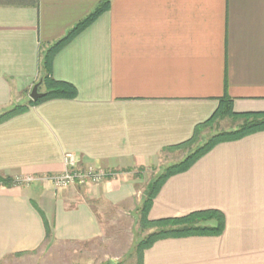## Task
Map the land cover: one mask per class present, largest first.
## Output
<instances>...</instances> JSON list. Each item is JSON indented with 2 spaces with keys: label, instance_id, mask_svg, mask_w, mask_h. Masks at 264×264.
<instances>
[{
  "label": "crops",
  "instance_id": "1",
  "mask_svg": "<svg viewBox=\"0 0 264 264\" xmlns=\"http://www.w3.org/2000/svg\"><path fill=\"white\" fill-rule=\"evenodd\" d=\"M99 1L0 0V113L28 103L41 49ZM51 76L75 98L0 124V175L59 174L70 152L107 177L59 191L0 187V263H119L112 237L138 220L142 170L187 141L223 96L234 113L264 112V0H110L55 55ZM208 210L224 216L220 235L158 240L141 264H264V130L167 178L147 218Z\"/></svg>",
  "mask_w": 264,
  "mask_h": 264
},
{
  "label": "trees",
  "instance_id": "2",
  "mask_svg": "<svg viewBox=\"0 0 264 264\" xmlns=\"http://www.w3.org/2000/svg\"><path fill=\"white\" fill-rule=\"evenodd\" d=\"M110 0H100L95 7L81 20L75 23L66 34L58 40L50 43L40 51L39 74L41 83L38 92L43 95L36 99H29L27 104L13 105L0 113V124L14 118L28 109L30 105L39 104L55 99H73L76 96V89L69 83L56 81L51 76L52 62L55 55L80 32L90 26L109 7ZM43 88V89H41ZM230 120L237 122L234 128L215 131L204 143L190 150L182 160L171 164L164 171L151 179L143 191V198L137 208L138 223L141 230L153 229L136 245L138 263L141 264V257L144 250L148 249L154 242L166 238H179L188 236L220 235L224 229L225 221L221 212L216 210L197 211L182 217L166 218L151 221L147 218L148 211L157 195L160 187L172 175L188 170L196 161L212 150L216 145L224 142H231L242 137L264 130V112L237 114L232 111L231 99L221 97L218 99V106L213 114L204 122L195 126L191 137L178 145L162 150H189L195 144L204 131H212L213 127L220 121ZM14 177L0 175V187H13ZM215 221V226L208 225V222ZM207 222L206 224H203ZM46 238L51 236V229L45 223ZM105 264H112L110 262ZM119 264V263H115Z\"/></svg>",
  "mask_w": 264,
  "mask_h": 264
},
{
  "label": "rangeland",
  "instance_id": "3",
  "mask_svg": "<svg viewBox=\"0 0 264 264\" xmlns=\"http://www.w3.org/2000/svg\"><path fill=\"white\" fill-rule=\"evenodd\" d=\"M43 89V88H41ZM237 122H233L230 120H224V121H220L218 125H216L215 127H213V130L210 131H204L203 135L197 140L195 141V144H193L189 150H172V151H164L162 153L159 154L158 159L156 161V163L154 165H152L150 168L145 169L144 171L142 170L141 176L143 177V179L141 180V186L143 189H145V187L147 186V181L154 179L157 177V175H160L164 169L166 167H168L171 164L177 163L180 160H182L184 158V156L193 148L197 147V145L202 144L205 142V140L215 131H221V130H227L229 128H234L235 124ZM81 166V165H80ZM19 176H24V175H17L14 176L15 177H19ZM26 176V175H25ZM33 176V175H31ZM51 175H47L46 177H50ZM36 181L32 182L30 185H34L36 183H41V182H45L48 184V186L53 189L49 183L45 180H43L44 175H37V176H33ZM43 177V178H42ZM15 183V180H14ZM29 185V186H30ZM14 186H19L18 184L15 183ZM20 186H26L24 184H21ZM54 191H59L62 189H53ZM138 218V215H136ZM135 216V217H136ZM211 222V221H210ZM209 223V222H208ZM127 228H129V225H132V227L130 229H126V231H124L123 229L120 230L119 232L115 231L114 232V236L112 237V240L116 241V245L119 249H117L118 251L122 252V254H125L124 256H122V260L119 262V264H137L138 258H137V254H136V245L137 243L143 239L148 233H150L151 231H153V229H145V230H141L138 220L135 221L133 224H131L130 222L127 223ZM207 225V222L203 223ZM114 247V246H113ZM111 254L114 253V250H110ZM77 253V252H76ZM78 255V253H77ZM97 255H94V257ZM36 257V256H35ZM93 260V258L91 259ZM29 263L28 264H42L41 261L38 263V261H36L33 256H31L30 260H28ZM94 261V260H93ZM3 264V263H0ZM5 264V263H4ZM7 264H12L11 261H9ZM17 264H22V258L18 260ZM75 264H84V263H75Z\"/></svg>",
  "mask_w": 264,
  "mask_h": 264
},
{
  "label": "built area",
  "instance_id": "4",
  "mask_svg": "<svg viewBox=\"0 0 264 264\" xmlns=\"http://www.w3.org/2000/svg\"><path fill=\"white\" fill-rule=\"evenodd\" d=\"M63 164L65 169L61 173L42 177L53 189L96 185L107 177L106 172L101 169L92 166H80L75 155L70 152L63 154ZM14 180L16 184L26 186L36 181L31 175L15 177Z\"/></svg>",
  "mask_w": 264,
  "mask_h": 264
},
{
  "label": "water",
  "instance_id": "5",
  "mask_svg": "<svg viewBox=\"0 0 264 264\" xmlns=\"http://www.w3.org/2000/svg\"><path fill=\"white\" fill-rule=\"evenodd\" d=\"M40 83H41V80L33 85L32 89L29 93V97L31 100H36L43 95L42 93L38 92V87H39Z\"/></svg>",
  "mask_w": 264,
  "mask_h": 264
}]
</instances>
